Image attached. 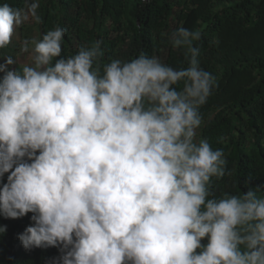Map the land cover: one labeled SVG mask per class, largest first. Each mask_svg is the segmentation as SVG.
<instances>
[{
    "label": "clouds",
    "instance_id": "clouds-1",
    "mask_svg": "<svg viewBox=\"0 0 264 264\" xmlns=\"http://www.w3.org/2000/svg\"><path fill=\"white\" fill-rule=\"evenodd\" d=\"M39 7L0 4V49ZM66 31L23 39L22 67L0 58V216L32 214L23 248H56L43 264H264V184L212 191L228 162L198 132L218 88L202 32L166 34L187 68L141 52L101 69L102 41L63 56Z\"/></svg>",
    "mask_w": 264,
    "mask_h": 264
},
{
    "label": "trees",
    "instance_id": "trees-1",
    "mask_svg": "<svg viewBox=\"0 0 264 264\" xmlns=\"http://www.w3.org/2000/svg\"><path fill=\"white\" fill-rule=\"evenodd\" d=\"M23 7V0H0ZM41 37L65 28L63 56L80 46L102 41L101 69L110 59L131 60L141 52L158 55L173 68L189 65L182 51L167 43V33L183 25L200 30L201 66L216 78L218 88L201 108L200 137L222 149L224 177L213 178L212 191H246L244 181L264 184V0H39ZM6 179V178H5ZM28 216H0L7 233L0 236V264H43L59 255L56 248L26 251L18 234L31 223ZM206 243V241H205Z\"/></svg>",
    "mask_w": 264,
    "mask_h": 264
},
{
    "label": "rangeland",
    "instance_id": "rangeland-1",
    "mask_svg": "<svg viewBox=\"0 0 264 264\" xmlns=\"http://www.w3.org/2000/svg\"><path fill=\"white\" fill-rule=\"evenodd\" d=\"M40 39V23H29L23 25L17 30L16 35L13 37L12 43L6 49H0V58L5 56H11L17 60L18 67H22L23 64L28 63V54L20 52L21 41L27 38ZM0 62H3L0 60ZM200 135V129L198 130Z\"/></svg>",
    "mask_w": 264,
    "mask_h": 264
},
{
    "label": "built area",
    "instance_id": "built-area-1",
    "mask_svg": "<svg viewBox=\"0 0 264 264\" xmlns=\"http://www.w3.org/2000/svg\"><path fill=\"white\" fill-rule=\"evenodd\" d=\"M145 2H149V1H151V0H144Z\"/></svg>",
    "mask_w": 264,
    "mask_h": 264
}]
</instances>
